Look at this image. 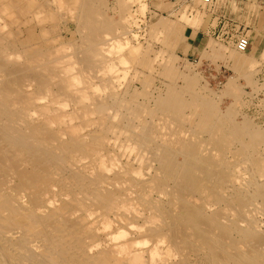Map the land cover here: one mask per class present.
Here are the masks:
<instances>
[{"label": "bare ground", "instance_id": "6f19581e", "mask_svg": "<svg viewBox=\"0 0 264 264\" xmlns=\"http://www.w3.org/2000/svg\"><path fill=\"white\" fill-rule=\"evenodd\" d=\"M72 5L79 43H10L0 24V264H264V165L250 160L244 183L216 139L228 129L226 144L255 146L264 133L222 115L192 77L152 105L121 98L138 56L125 19Z\"/></svg>", "mask_w": 264, "mask_h": 264}, {"label": "rangeland", "instance_id": "374dc122", "mask_svg": "<svg viewBox=\"0 0 264 264\" xmlns=\"http://www.w3.org/2000/svg\"><path fill=\"white\" fill-rule=\"evenodd\" d=\"M72 1H75L77 6L81 0H60L59 2L64 5L63 8L57 7V1L55 2V0L52 2L51 0H0V24L4 22L5 32L9 31L6 36L9 38H6L8 39L7 41L19 44L35 42L67 44L68 42L71 45V43H79L81 29L76 20L77 8L72 5ZM96 1L100 5L105 4L100 7H104L102 11L105 12L104 14L107 13V18L109 17L110 21H112L111 17H113L116 27L119 25L118 21L122 18L125 19H122L123 23L121 24L122 28L124 27L122 40L126 41L125 43L129 42L127 48L135 45L138 55L135 57L138 59L143 57L149 63V67L140 66L135 64L138 61L136 58L126 67L124 65L125 73H127L125 75L120 74V81H118L120 85L117 86L119 83H116V86L119 87L117 90L122 95L121 98L129 99V95L135 94L138 101H142L145 104L149 101L147 105H152L155 96L158 93H163L167 84L172 83L176 88L182 89L188 85L185 77H192L194 78L193 90L211 101L215 99L213 101L219 106L218 109L222 112V115L228 112V116L234 122L241 125L248 123L251 127L253 126L254 130L264 133V78L261 76L259 78L255 74L254 71H257L261 63L256 66L257 61L248 55L249 49L248 51H239L235 43L224 42V40L227 41L226 36L221 37L220 40L217 35H212V39L208 43L204 42L198 49L190 48L188 50L189 46L184 37V28L191 24V19L183 14L176 19L169 15L172 12L169 9L173 0ZM174 1L177 2L175 10L178 13L187 3L194 0ZM122 3L126 7L124 15L121 14V8H119ZM199 5L201 8L206 7L202 6L200 1ZM71 6L74 8H71ZM30 8L33 9L31 10L32 12H29ZM33 12L38 13V19L34 18L37 13L34 14ZM160 19L165 20L167 26L157 25ZM75 22L76 24H74ZM192 22L194 21L192 20ZM116 34H120V31L107 34V37H116ZM111 40L113 39L111 38ZM221 41L223 43H219ZM107 43V48H109V44L113 43V41L107 40ZM109 59H111V55ZM232 82H235V84ZM143 90H148L150 95L148 94L144 98L140 94L144 92ZM129 101L132 100L129 99ZM222 119L224 120V118ZM227 131L228 129H222L217 135L216 139L224 140L221 143L218 141V143H223L222 147L225 148V151H221L217 155L219 156L220 154L219 158L232 159L231 162L235 165L232 164L231 170L236 171L240 180L242 181L243 179V182L246 183L245 181L248 182L251 176L249 173L254 169L250 160L255 159L264 165V155H262L264 154V143L253 146L249 142L248 136H243L241 138L242 143L235 142L228 145L226 144V138L229 133ZM200 136L201 139L209 142L208 133ZM208 142H205V147L210 154V151H214L215 146L212 141ZM239 156L242 157L241 160H238L239 158L237 157ZM226 192L228 195L231 193L229 190ZM256 217L262 222L264 221L263 216L256 214ZM191 258L194 259L193 256Z\"/></svg>", "mask_w": 264, "mask_h": 264}, {"label": "crops", "instance_id": "0c3cea01", "mask_svg": "<svg viewBox=\"0 0 264 264\" xmlns=\"http://www.w3.org/2000/svg\"><path fill=\"white\" fill-rule=\"evenodd\" d=\"M175 4L176 1H171L169 15L172 18L183 14L191 19V24L184 28L188 50L200 48L212 39V35H217L220 40L226 36L224 42L233 44L240 35L246 34L249 37L248 55L257 61L256 66L261 63L254 72L257 77L264 78V0H212L204 8L194 0L178 13Z\"/></svg>", "mask_w": 264, "mask_h": 264}, {"label": "built area", "instance_id": "2783aa9c", "mask_svg": "<svg viewBox=\"0 0 264 264\" xmlns=\"http://www.w3.org/2000/svg\"><path fill=\"white\" fill-rule=\"evenodd\" d=\"M199 1L202 6H207L212 2V0H199ZM235 44H236V48L239 51H248L249 37L246 34H242L236 39Z\"/></svg>", "mask_w": 264, "mask_h": 264}]
</instances>
